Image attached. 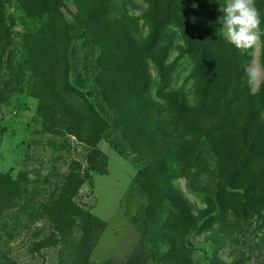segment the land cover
Here are the masks:
<instances>
[{"label":"rangeland","instance_id":"1","mask_svg":"<svg viewBox=\"0 0 264 264\" xmlns=\"http://www.w3.org/2000/svg\"><path fill=\"white\" fill-rule=\"evenodd\" d=\"M52 1L74 26L75 1ZM150 1L102 0L109 7L112 4L108 21L118 20L102 26L112 24L115 28L118 38L111 33L108 38L115 42V49L123 47L136 58L147 55L152 30L141 17L148 12ZM0 2L6 18L13 15L16 19L13 40L0 61V175L11 178L5 194H0L2 264H174L168 258L172 240L181 250L184 246L191 252L190 264H264V186L253 185L248 191L243 183L236 189L230 186V167L235 165L232 151H217L210 141L197 138L192 154L176 149L168 115L162 111L143 125L128 127L126 133H120V128L98 111L111 126L107 132L97 133L85 125L82 138H78L45 129L44 104L30 92V69L18 64L20 36L45 23L27 18V10L41 7L45 11V4L42 0ZM218 3L216 23L220 29L219 9L225 0ZM218 34L227 42L220 30ZM98 39L85 34L84 28L74 31L70 85L76 91L89 87V81L103 71L99 68L102 51ZM162 39L161 50L168 51L164 63L173 79L171 89L183 87L192 97L197 84L191 78L194 64L185 53L183 32L171 27ZM11 52L13 64L8 62ZM249 56L261 69L263 82L261 47ZM148 65L158 81L156 65L152 60ZM261 83L255 91L249 89L250 94H257ZM247 97L242 93L231 107L236 114L246 111ZM219 105L221 111L226 109L223 100ZM104 108L113 119L114 112L107 105ZM58 111L61 108L53 110ZM114 127L118 132L110 131ZM240 141L236 143L242 150ZM158 155L173 168L172 185L186 200L195 218L194 229L180 227L178 213L173 215L168 203L149 201L144 170ZM238 157L243 161L241 153ZM197 158L202 166L193 161ZM174 227H180L178 235Z\"/></svg>","mask_w":264,"mask_h":264},{"label":"trees","instance_id":"2","mask_svg":"<svg viewBox=\"0 0 264 264\" xmlns=\"http://www.w3.org/2000/svg\"><path fill=\"white\" fill-rule=\"evenodd\" d=\"M74 1L77 8L74 26L65 21L60 9L52 5V0H42L45 11L41 7L27 10V18L37 22L44 20L45 23L36 31H26L18 42L21 47L19 67L26 65L33 77L30 92L48 108L42 106L41 109L45 129L58 136L69 134L78 138H82L85 125L97 133L107 132L111 126L100 118V113L120 128V133H126L128 127L143 125L154 113L162 111L168 115L170 136L176 149L192 154L195 138L210 141L217 151L222 148L232 151L235 161L230 167L233 170L229 183L232 188H239L237 186L242 183L247 191L253 185L264 186V79L258 93L250 94L242 64L251 62V58L241 56L219 36L216 23L218 0H151L148 12L141 19L152 30V41L147 55L138 58L132 52L123 51V47L115 49V42L108 40L109 33L118 38L112 24L102 27L105 23L118 22L107 19L112 4L109 7L102 0ZM255 3L264 18V0H255ZM6 14L4 4L0 2V61L13 40L16 24L15 17L11 15L8 19ZM79 27L84 28L85 34L98 36L102 51L99 68L103 70L82 91H76L70 85L72 40ZM171 27L183 32L187 46L185 53L193 60L191 78L196 81L197 88L192 97L183 87L171 89L173 79L165 71L168 51L161 50L162 34ZM261 27L264 28V23ZM150 60L157 67L158 81L150 74ZM8 62L15 63L12 52ZM261 64L264 71V46H261ZM242 93L249 100L243 115L236 114L231 108L239 102ZM220 100L226 105L223 111ZM104 105L114 112L113 119ZM57 108L61 111L54 113ZM117 128L110 131L118 132ZM239 139L244 147L242 150L236 143ZM239 153L244 157L243 161L238 157ZM193 161L202 166L199 158ZM145 169L149 201L168 203L172 207L171 213H178L180 227L194 229L195 218L186 200L172 185L173 168L158 155ZM9 181V176L0 175V194H5ZM1 208L0 202V216ZM180 227H174L175 235ZM168 255L174 264H190L191 252L184 246L181 250L174 240Z\"/></svg>","mask_w":264,"mask_h":264},{"label":"clouds","instance_id":"3","mask_svg":"<svg viewBox=\"0 0 264 264\" xmlns=\"http://www.w3.org/2000/svg\"><path fill=\"white\" fill-rule=\"evenodd\" d=\"M219 11L222 13L219 18L222 27L219 30L241 56L251 55L264 46V28L261 27L264 18L255 0H225ZM242 67L250 91H255L262 82L261 69L255 66L254 61H244Z\"/></svg>","mask_w":264,"mask_h":264}]
</instances>
